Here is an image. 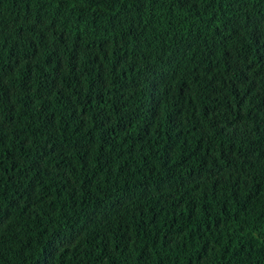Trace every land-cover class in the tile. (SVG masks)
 I'll return each instance as SVG.
<instances>
[{
  "label": "trees",
  "instance_id": "16d2710c",
  "mask_svg": "<svg viewBox=\"0 0 264 264\" xmlns=\"http://www.w3.org/2000/svg\"><path fill=\"white\" fill-rule=\"evenodd\" d=\"M0 264H264V0H0Z\"/></svg>",
  "mask_w": 264,
  "mask_h": 264
}]
</instances>
